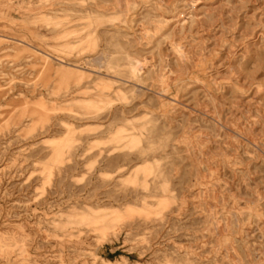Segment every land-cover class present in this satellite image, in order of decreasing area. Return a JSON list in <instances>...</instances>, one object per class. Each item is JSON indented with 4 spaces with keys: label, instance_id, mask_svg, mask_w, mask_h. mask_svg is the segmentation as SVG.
I'll list each match as a JSON object with an SVG mask.
<instances>
[{
    "label": "rangeland",
    "instance_id": "rangeland-1",
    "mask_svg": "<svg viewBox=\"0 0 264 264\" xmlns=\"http://www.w3.org/2000/svg\"><path fill=\"white\" fill-rule=\"evenodd\" d=\"M0 264H264V0H0Z\"/></svg>",
    "mask_w": 264,
    "mask_h": 264
},
{
    "label": "bare ground",
    "instance_id": "bare-ground-1",
    "mask_svg": "<svg viewBox=\"0 0 264 264\" xmlns=\"http://www.w3.org/2000/svg\"><path fill=\"white\" fill-rule=\"evenodd\" d=\"M91 212H92V211H91ZM117 213H118V212H117ZM117 213H116V214H117ZM92 214H93V212H92ZM92 214H91V215H92ZM106 214H107V215H106ZM106 214H104V213H103V214H102V213L99 214V213H98V214H96V215H94V214H93V215H94L95 218H97V216H99V215H100L101 218H102V216H103V217H104V216H109L108 213H106ZM118 214H119V213H118ZM92 217H93V216H92ZM99 218H100V217H99ZM101 218H100L99 222L101 221ZM92 222H93V221H92ZM96 222H98L97 219H96L95 223H96ZM101 235H102V234H101Z\"/></svg>",
    "mask_w": 264,
    "mask_h": 264
}]
</instances>
